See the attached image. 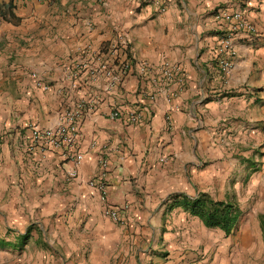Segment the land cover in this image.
Here are the masks:
<instances>
[{"label": "crops", "instance_id": "obj_1", "mask_svg": "<svg viewBox=\"0 0 264 264\" xmlns=\"http://www.w3.org/2000/svg\"><path fill=\"white\" fill-rule=\"evenodd\" d=\"M220 10L243 11L258 28L236 37L228 76L217 63ZM123 35V54L153 69L113 90L88 76L73 88L74 62ZM165 59L185 69L183 85L160 82ZM81 99L95 103L72 178L71 161L31 153L25 136ZM136 107L138 124L110 117ZM260 153L264 0H0V264H264V180L242 175ZM103 155L110 202L129 203L126 224L104 215L89 184ZM200 192L239 207L230 233L171 206Z\"/></svg>", "mask_w": 264, "mask_h": 264}, {"label": "built area", "instance_id": "obj_2", "mask_svg": "<svg viewBox=\"0 0 264 264\" xmlns=\"http://www.w3.org/2000/svg\"><path fill=\"white\" fill-rule=\"evenodd\" d=\"M104 2L105 0H98ZM220 21V32L217 38V63L223 76H228L235 67L237 50L235 47L236 37L246 32L251 35L258 33L257 25L243 11L220 10L216 13ZM131 39L123 35L116 40L98 48L89 47L85 57L77 59L71 69L70 80L73 88H79L80 81H104L108 90H113L124 81L128 74H136L138 77L146 76L153 65L147 60H137L133 56L125 55L129 49ZM123 57H122V56ZM161 81L164 86L172 83L183 85L187 78L185 69L178 63L165 59L159 65ZM37 86L49 89V85L43 84L42 80L34 75ZM95 102L81 99L66 109L60 117L59 123L54 127H41L31 125L30 135L25 136V142L31 153L41 154L48 151L58 152L66 161H71L73 167L68 170V176L75 178L78 175V166L84 160V153L79 150L81 138V124L83 117L89 109L94 108ZM144 108L136 107L129 112L120 108L111 111L113 119L122 118L128 124H138L144 119ZM167 162V157L161 158ZM98 173L89 180L91 187L96 189L104 202L103 213L119 224H126L129 211V203H111L108 197L106 172L109 166V158L103 155L99 160Z\"/></svg>", "mask_w": 264, "mask_h": 264}, {"label": "trees", "instance_id": "obj_3", "mask_svg": "<svg viewBox=\"0 0 264 264\" xmlns=\"http://www.w3.org/2000/svg\"><path fill=\"white\" fill-rule=\"evenodd\" d=\"M171 206H183L199 216L206 226L220 227L227 234L233 230L241 213L235 203L215 200L207 192H200L195 197L185 193L176 194Z\"/></svg>", "mask_w": 264, "mask_h": 264}, {"label": "rangeland", "instance_id": "obj_4", "mask_svg": "<svg viewBox=\"0 0 264 264\" xmlns=\"http://www.w3.org/2000/svg\"><path fill=\"white\" fill-rule=\"evenodd\" d=\"M248 154L250 155L251 153H248ZM253 159H254L253 160L254 162H252V163H250L251 160H248L251 168L249 167V169L245 170V172L242 173V175L247 180L258 179V180L263 181L264 180V153H260L259 156L253 157ZM256 159H258V160H256ZM257 171H259V172L257 173ZM235 174L236 173L233 172L231 174V177H229V179L235 178V177H233Z\"/></svg>", "mask_w": 264, "mask_h": 264}]
</instances>
